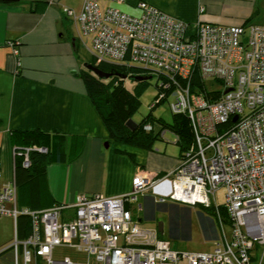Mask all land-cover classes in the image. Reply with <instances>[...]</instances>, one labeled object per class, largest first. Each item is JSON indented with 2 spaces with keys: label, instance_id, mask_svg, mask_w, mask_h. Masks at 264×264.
Masks as SVG:
<instances>
[{
  "label": "built area",
  "instance_id": "2783aa9c",
  "mask_svg": "<svg viewBox=\"0 0 264 264\" xmlns=\"http://www.w3.org/2000/svg\"><path fill=\"white\" fill-rule=\"evenodd\" d=\"M124 2L83 0L79 14L64 11L79 26V35L91 39L98 64L144 70L159 78L153 107L173 99L170 110L188 116L194 144L174 171L137 175L129 194L80 195L73 204L39 211L19 208L17 182H3L0 159V218L10 217L15 226L11 245L0 249V264H37V259L44 264H264V25L190 24L144 1L137 4L136 16L118 8ZM210 80L222 90L209 88ZM144 130L153 132L154 127L146 124ZM33 152L48 150L14 149V159L21 157L29 168ZM149 193L156 205L170 201L218 211V197L224 194L230 238L218 213L222 229L212 252L173 249L170 240L142 226L127 208ZM69 210L73 217L67 216ZM21 216L31 220L23 239ZM58 247L74 248L88 260L57 261L53 252Z\"/></svg>",
  "mask_w": 264,
  "mask_h": 264
},
{
  "label": "crops",
  "instance_id": "0c3cea01",
  "mask_svg": "<svg viewBox=\"0 0 264 264\" xmlns=\"http://www.w3.org/2000/svg\"><path fill=\"white\" fill-rule=\"evenodd\" d=\"M12 1L0 3V159L3 182L15 178L19 183L18 203L39 211L57 203L73 204L80 195L120 197L132 192L133 179L139 174L164 176L174 171L180 150L176 154L160 150L156 140L147 148L150 144L138 146L109 139V131L80 77L82 63L77 52L84 37L64 11L67 8L79 14L83 0ZM140 1L190 24L264 25V0H125L118 8L138 16ZM33 129L63 136L67 155L64 162L50 164L44 178H30L20 171L17 180L12 134ZM73 137L84 139L81 155L75 160L70 158ZM167 202L156 205L149 193L129 208L142 226L170 240L173 249L212 252L217 232L222 229L219 217L201 207ZM218 202L224 204L219 197ZM74 214V210L67 212L70 217ZM223 222L230 238V226ZM160 224L163 234L158 229ZM13 226L10 217L0 218V249L11 245ZM53 257L75 263L88 258L70 247L56 248ZM37 264L44 263L37 259Z\"/></svg>",
  "mask_w": 264,
  "mask_h": 264
},
{
  "label": "trees",
  "instance_id": "16d2710c",
  "mask_svg": "<svg viewBox=\"0 0 264 264\" xmlns=\"http://www.w3.org/2000/svg\"><path fill=\"white\" fill-rule=\"evenodd\" d=\"M0 3L11 4L14 2L12 0H0ZM91 65L97 66L95 64ZM97 67L106 73H119L126 74L128 76H147L144 74H134L132 71H130V69L116 64H99ZM80 77L85 82L89 98L91 99L93 105L95 106L97 112L103 119V122L109 131V139L111 141L124 144H134L138 146L150 144L147 146V148H151L152 143H154V141L160 136L162 137V132L165 131V133H167V130H169L176 135V144L178 145L181 153L180 159L184 156L185 152L193 146L194 133L188 116L184 114H173L174 121L172 124L159 122L161 124L160 126L163 128L157 134L153 133L155 131V121L151 117L145 119L140 125L136 126V128L132 130L128 127L127 123L131 121L132 117L136 113L139 107V100L126 89L124 85L125 80H122L116 75H113L108 79H102L97 77L88 69L81 72ZM110 79L113 80L112 84L107 83V80ZM146 124H151L154 127V131L146 132L144 130V126ZM164 136L162 138H164ZM12 138L14 149L16 150L21 151L24 148L34 146L43 147L48 150L46 154H41L38 152L31 153V166L29 168L23 167V159L18 156V158L15 159L17 180L18 173L20 171L26 172L30 178H44L47 167L50 164L62 163L66 158V139L59 133L46 134L38 129H33L30 131L13 132ZM71 144L72 147L70 158L71 160H75L81 155L84 146V139L73 137L71 138ZM17 185H19V183ZM18 206L21 209L33 210L30 207L28 208L23 206L20 202L18 203ZM197 207H201L206 213L211 215L218 216V213H221L222 220L225 221L226 224H231L229 215L223 205L219 207V211L214 206L205 207L202 205H197ZM127 208L130 209L129 206ZM21 220L24 225L22 232H20L18 224V231L19 234H21V238H26L30 233L31 220L28 218V216H21ZM255 250V253L258 254L260 248L257 246Z\"/></svg>",
  "mask_w": 264,
  "mask_h": 264
},
{
  "label": "rangeland",
  "instance_id": "374dc122",
  "mask_svg": "<svg viewBox=\"0 0 264 264\" xmlns=\"http://www.w3.org/2000/svg\"><path fill=\"white\" fill-rule=\"evenodd\" d=\"M83 41L87 44L84 45L81 44L79 46L78 50V57L81 60L82 63V72L84 70H87L85 67L86 64H95L99 66L96 59L93 56L92 47H91V39L90 38H83ZM108 64V63H105ZM139 67V66H137ZM134 74H144L147 76H151V79L145 80L144 82H135L131 80L130 78L125 80V87L126 89L136 96L139 100V107L132 117L131 121L134 125L138 126L140 125L145 119L151 117L155 121V134L158 133V129L160 128L159 125H161L159 122H163L165 124H172L174 121V115L172 114L170 110V103L173 99L166 100L155 107L153 105L156 103L159 95L158 85L160 84L159 78L152 74L151 72H146L144 70H137L133 69L130 70ZM107 83L112 84L113 80H107ZM206 85L211 88L212 90H222V85L219 83H215L212 80L208 81ZM176 137L171 134L169 130H167V134L162 138H158L156 143V148L160 150H167L168 153H178V145L175 144ZM224 194L219 195L220 202H224ZM23 223L21 218L19 219V228L20 232H22ZM13 229L15 231V226H13ZM23 239V238H20Z\"/></svg>",
  "mask_w": 264,
  "mask_h": 264
},
{
  "label": "water",
  "instance_id": "95a60500",
  "mask_svg": "<svg viewBox=\"0 0 264 264\" xmlns=\"http://www.w3.org/2000/svg\"><path fill=\"white\" fill-rule=\"evenodd\" d=\"M85 67H86L89 71L93 72L97 77L102 78V79H103V78H104V79H108V78L112 77L113 75H116V76L120 77L122 80H126V79L130 78L131 80H133V81H135V82H142V81H145V80H149V79H151V76H148V77H147V76H143V75H133V76H128V75H126V74H119V73H116V74H113V73H106V72L102 71L101 69H99L97 66H94V65H91V64H86ZM235 120H237V117H236ZM127 125H128V127H129L130 129H132V130H134V129L136 128V125H134V124L132 123V121H129V122L127 123ZM106 147H108V145H107ZM158 229H159L160 233L163 234L162 224L159 225Z\"/></svg>",
  "mask_w": 264,
  "mask_h": 264
}]
</instances>
